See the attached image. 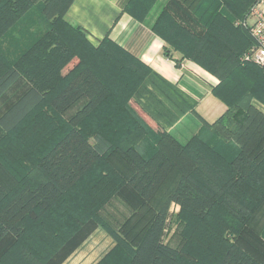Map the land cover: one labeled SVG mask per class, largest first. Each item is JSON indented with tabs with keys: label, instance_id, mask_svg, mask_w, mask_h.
Returning <instances> with one entry per match:
<instances>
[{
	"label": "trees",
	"instance_id": "trees-1",
	"mask_svg": "<svg viewBox=\"0 0 264 264\" xmlns=\"http://www.w3.org/2000/svg\"><path fill=\"white\" fill-rule=\"evenodd\" d=\"M155 1L129 0L124 11L143 22ZM73 2L0 0V39L35 13L44 29L16 47L13 65L0 56V76L28 80L37 95L0 131V264H62L97 228L114 242L97 264H264V115L251 104L264 106V67L240 65L252 40L234 25L255 0H190L199 32L168 6L151 27L166 58L180 55L176 67L190 60L218 80L212 94L226 106L186 144L167 130L193 104L107 37L91 45L64 20ZM111 200L129 210L119 232L101 215ZM172 204L188 222L184 254L162 241Z\"/></svg>",
	"mask_w": 264,
	"mask_h": 264
},
{
	"label": "crops",
	"instance_id": "crops-1",
	"mask_svg": "<svg viewBox=\"0 0 264 264\" xmlns=\"http://www.w3.org/2000/svg\"><path fill=\"white\" fill-rule=\"evenodd\" d=\"M167 1L162 0L154 14L139 22L124 11L129 0H74L64 20L72 27H79L93 46L107 37L158 78L176 87L193 104V110L167 130L179 143L185 144L203 124L212 125L220 118L226 112V106L212 94V89L218 84L214 76L186 59L176 67L175 60L180 58L178 53L172 52V59L164 56L165 43L152 32L151 27ZM173 13L184 26L200 31L194 27L191 17L184 18L178 12ZM134 107L148 124L153 123ZM101 235V231L95 229L62 264H97L113 247L112 241L105 234Z\"/></svg>",
	"mask_w": 264,
	"mask_h": 264
},
{
	"label": "rangeland",
	"instance_id": "rangeland-1",
	"mask_svg": "<svg viewBox=\"0 0 264 264\" xmlns=\"http://www.w3.org/2000/svg\"><path fill=\"white\" fill-rule=\"evenodd\" d=\"M161 3H162V0H156L154 4H152L151 8L148 10L147 15L144 18V20H146V18L149 15L151 16V14H154L158 5H160ZM188 3H190V0H187V1L168 0L166 4L162 7V9L168 6L172 9V12H178L184 18L191 17V9L189 8ZM162 9L160 10V12L162 11ZM159 14L157 15V17L159 16ZM43 30H44L43 21H41L39 15L35 13L30 18H27L26 20L21 22L19 25L14 27L11 31L9 29L7 34L0 39V56L3 58V60L6 63H8L9 65L10 64L13 65L14 60L12 59H15V55L17 54V53H14L16 47L23 44L26 41L23 39L26 38L27 36L34 35L33 39L34 40L37 39V37H40V36H37L35 34H38L39 32ZM31 43L32 41L29 44ZM66 60L67 59H65V63H66ZM76 62L77 60L73 58L71 61L68 62V64H66V66L63 68L64 69L63 71L65 72V73L63 72L64 75L76 64ZM10 81H11L10 74L9 73L6 74L4 73V71L3 72L1 71V76H0V131H2L3 133H4V130H7L10 127L6 123L9 122V124H11V123H15L16 121H18L19 117L23 116L24 112L27 110L28 108L27 106L32 104L35 101V96H37L35 93L31 91V89L33 88H31L28 80L20 77L19 79H16V81L13 82L12 84L10 83ZM45 93L46 92H41V97H44L43 99L46 101L47 97ZM251 104L258 111H260L259 108H260V105H262L261 103H259L256 100H252ZM6 119H8L9 121ZM46 133L47 134L49 133L48 129H46ZM59 135H60V132L56 131L53 135L54 139L59 137ZM188 141H186L185 144ZM89 142L91 143V145H97L95 140L92 137L89 138ZM145 145L148 146L149 141H147ZM230 146H231L230 144L227 145V144L220 143V145H217L216 147L219 150L218 152H223L224 155H227L230 157L232 153V150H231L232 148ZM4 180L6 181V177H4ZM5 181L3 184H0V192L8 189ZM179 212L180 211H179L178 206H176L175 204H172L170 206L169 213L166 219L165 228H164L163 235H162V241L172 246L173 248L178 249L181 253L184 254V252L189 250V247L191 246V244L187 239L188 234L184 233V229L188 222L180 218ZM101 215L103 217L105 216L108 221L112 222L111 224L114 227V231L119 232L121 228L118 227L119 225L118 223L123 221V219L128 217L130 214H129L128 208L122 202L117 201V200H111V203L106 208V212ZM261 221L264 222V216L261 217ZM97 229L101 231L102 235L105 234V237H107L109 241L111 240L112 243H114L113 240L108 236V234L102 228H97ZM223 236L229 242H238L240 245L249 249V251H250L251 244L256 246L255 241L249 239L245 235L241 236L243 238L242 241H240V238L237 235L232 234L229 231H225ZM100 240H102V238H100ZM258 240L260 243H264V231L259 233ZM86 244L87 243H85L84 245Z\"/></svg>",
	"mask_w": 264,
	"mask_h": 264
},
{
	"label": "built area",
	"instance_id": "built-area-1",
	"mask_svg": "<svg viewBox=\"0 0 264 264\" xmlns=\"http://www.w3.org/2000/svg\"><path fill=\"white\" fill-rule=\"evenodd\" d=\"M234 25L244 28L252 40V45L239 58L240 65L264 67V0H255L246 17ZM259 110L264 114V106L260 105Z\"/></svg>",
	"mask_w": 264,
	"mask_h": 264
},
{
	"label": "water",
	"instance_id": "water-1",
	"mask_svg": "<svg viewBox=\"0 0 264 264\" xmlns=\"http://www.w3.org/2000/svg\"><path fill=\"white\" fill-rule=\"evenodd\" d=\"M76 29L79 30V27H77Z\"/></svg>",
	"mask_w": 264,
	"mask_h": 264
}]
</instances>
